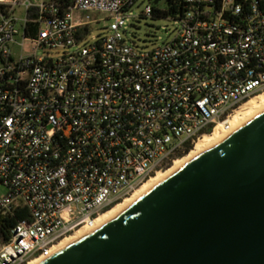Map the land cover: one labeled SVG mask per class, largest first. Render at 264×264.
<instances>
[{"label":"built area","instance_id":"1","mask_svg":"<svg viewBox=\"0 0 264 264\" xmlns=\"http://www.w3.org/2000/svg\"><path fill=\"white\" fill-rule=\"evenodd\" d=\"M136 1L0 0V217L24 215L0 238V264L43 261L94 231L264 92L262 0H184L175 37L152 50L125 38ZM98 14L107 33L88 42Z\"/></svg>","mask_w":264,"mask_h":264},{"label":"water","instance_id":"2","mask_svg":"<svg viewBox=\"0 0 264 264\" xmlns=\"http://www.w3.org/2000/svg\"><path fill=\"white\" fill-rule=\"evenodd\" d=\"M40 264H264V110Z\"/></svg>","mask_w":264,"mask_h":264},{"label":"bare ground","instance_id":"3","mask_svg":"<svg viewBox=\"0 0 264 264\" xmlns=\"http://www.w3.org/2000/svg\"><path fill=\"white\" fill-rule=\"evenodd\" d=\"M264 110V92L248 99L245 103H243L240 108L237 110L236 115L234 116L233 120L231 121L232 129L230 131L223 130L220 127L214 129L211 134L205 135L204 137L200 138L198 141L195 142L192 150L182 158L175 159L174 162L171 164L169 169L165 171H158L156 174L151 176L149 179L144 181L133 193L130 197L125 198L118 204L114 205L109 211L104 213L100 219L98 225H103L116 215L123 212L129 206H131L134 202L152 190L157 184L162 182L168 176L179 170L182 166L186 163L200 155L201 153L207 151L208 149L212 148L226 137H228L232 132L235 130L243 127L247 122L257 116ZM238 114V115H237ZM90 231H79L76 232L72 237L63 239L58 245V251L64 249L65 247L71 245L72 243L78 241L79 239L83 238ZM41 261H31L28 264H40Z\"/></svg>","mask_w":264,"mask_h":264},{"label":"rangeland","instance_id":"4","mask_svg":"<svg viewBox=\"0 0 264 264\" xmlns=\"http://www.w3.org/2000/svg\"><path fill=\"white\" fill-rule=\"evenodd\" d=\"M148 3L154 4V0H137L127 13V17L125 19L124 29L126 30L125 38L127 42L135 44L141 50H152L157 46L168 43L173 40L177 32L178 24L171 16H144V8ZM156 6L158 8H165L167 6V0H160ZM95 16V18L103 20L98 25L92 27L91 35L87 39L88 42H92L95 38L103 36L107 33V29L104 27L108 25L109 21L104 19L105 15L98 14ZM71 50H74V48ZM64 51L65 50L63 49L50 50L52 56L61 54ZM169 167L167 169H169Z\"/></svg>","mask_w":264,"mask_h":264},{"label":"trees","instance_id":"5","mask_svg":"<svg viewBox=\"0 0 264 264\" xmlns=\"http://www.w3.org/2000/svg\"><path fill=\"white\" fill-rule=\"evenodd\" d=\"M70 0H60V2L68 4ZM184 0H167V6L165 8H158L156 4H154V11L152 17H170L174 12L180 9V4ZM262 7H264V0H262ZM192 149L191 145L185 149V151L177 156V158L185 157L190 150ZM24 215H21L18 211L14 218L11 217H0V238L6 239L9 234V229L13 227V225L20 219H22Z\"/></svg>","mask_w":264,"mask_h":264}]
</instances>
